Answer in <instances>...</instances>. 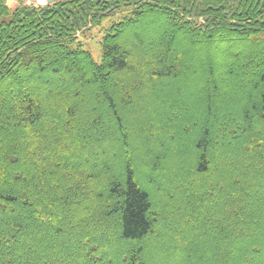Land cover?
Returning <instances> with one entry per match:
<instances>
[{"label": "trees", "instance_id": "16d2710c", "mask_svg": "<svg viewBox=\"0 0 264 264\" xmlns=\"http://www.w3.org/2000/svg\"><path fill=\"white\" fill-rule=\"evenodd\" d=\"M0 264H264V0H0Z\"/></svg>", "mask_w": 264, "mask_h": 264}, {"label": "rangeland", "instance_id": "374dc122", "mask_svg": "<svg viewBox=\"0 0 264 264\" xmlns=\"http://www.w3.org/2000/svg\"><path fill=\"white\" fill-rule=\"evenodd\" d=\"M45 2H46V0H7V5L11 9H15L20 4H25V5H42ZM124 15H125V12H119V13H116L114 15H111V16L107 17L103 21V25H109V24H112L114 22H117V21L121 20V18H123ZM148 23H150V22L148 21ZM148 23H147V25H148ZM149 25H148V27H149ZM81 37H83V40L82 41L85 43V45L87 47H89V49L91 50L94 59L97 62H100V60H101V50H100V47L98 46L99 38H100L99 28H94V29H92L90 31V33H85ZM199 48H201V46ZM202 50H203V48H202ZM193 53H195V52H193ZM197 63H200V62H197ZM144 103L147 104V105H149L150 107L151 106H154V105H155L154 107H156V101H154V99H153V97H152V95H151L150 92L147 93V96L144 99ZM197 105H198V107H199V105H202L199 100H198ZM172 144L173 143H170L169 146H171ZM181 145H183V144H180L179 143L178 145L171 146L172 147L171 148V150H172L171 151V154H172V152L179 153L180 151H182L181 148H180V151H179V147ZM173 176L174 175H170V177H171L170 179L172 181V184L174 182Z\"/></svg>", "mask_w": 264, "mask_h": 264}, {"label": "water", "instance_id": "95a60500", "mask_svg": "<svg viewBox=\"0 0 264 264\" xmlns=\"http://www.w3.org/2000/svg\"><path fill=\"white\" fill-rule=\"evenodd\" d=\"M56 1H59V0H46V2L44 4H42V5L52 4V3L56 2Z\"/></svg>", "mask_w": 264, "mask_h": 264}]
</instances>
